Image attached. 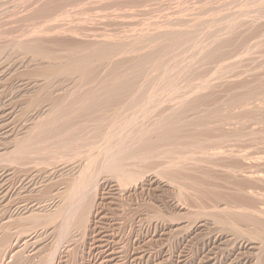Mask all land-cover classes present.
I'll return each mask as SVG.
<instances>
[{"label": "rangeland", "instance_id": "374dc122", "mask_svg": "<svg viewBox=\"0 0 264 264\" xmlns=\"http://www.w3.org/2000/svg\"><path fill=\"white\" fill-rule=\"evenodd\" d=\"M232 1L233 0H81L80 2L79 0H0V264H264V224H262L264 223V35L262 34L264 33V0H254L255 2L253 0H235V3ZM245 2L251 3H246V5ZM240 3L242 4L241 6ZM258 4L260 5L258 6ZM262 4L263 6H261ZM80 5H82V8H80ZM202 5H205L206 8ZM67 6L69 7L67 8ZM77 6L79 7L77 8ZM77 9L79 10L77 11ZM71 10H76L78 15L75 11L72 13ZM225 10H227V12ZM60 13L63 14L61 15ZM216 13L219 14V17ZM222 13L224 15H229H225V17ZM221 15L223 17H221ZM237 16L241 20L238 19V21L236 18ZM216 17L220 22L217 21L218 19ZM233 17L236 19L234 20ZM229 18L233 20L230 21ZM243 18L246 20H242ZM213 19L214 21H211ZM69 20L72 22L70 23ZM227 20H229L230 23ZM224 21L227 22L225 23ZM165 22L169 25L168 27ZM178 22L183 25L181 24L180 27ZM186 22L187 24L189 23V25H187ZM194 24L196 26H193ZM221 24H223L222 27L223 29L225 28L224 30L221 28ZM230 26L236 27L232 28ZM167 28L170 31L169 33ZM51 29H53V31ZM184 30L187 31L185 32L187 36H184ZM163 31H165V33ZM117 33L121 34L119 35L121 40ZM242 33L243 36L241 35ZM167 34L170 38L166 37ZM180 35L181 38L179 37ZM156 37L159 39L157 40ZM238 37H240V39ZM113 38L116 40L113 41ZM149 38L152 42H150ZM144 39L147 41H144ZM165 39L167 42L164 41ZM138 41H141L139 42L140 44ZM161 41H163L162 43L165 42V44L162 45ZM181 41L186 45L182 44ZM178 43L182 44L181 47H178L180 46ZM58 44L62 46L58 47ZM173 45L176 50L172 47ZM130 46H132V49L128 48ZM133 46L140 49L137 48L136 50ZM127 48L133 51H131L132 54L129 52L130 50L127 51ZM155 48L157 49L155 50ZM162 48L166 49V52ZM179 48L182 49V51ZM42 50L44 52L49 51L47 52L48 55L53 54L58 57V64L54 61L50 62L51 60L48 62V58L46 59L45 57L46 52L44 54ZM121 50L123 51L121 52ZM183 50L185 52L182 54L181 52H183ZM208 50L209 53H207ZM151 51L152 53L157 52L156 54L154 53L155 56L150 53ZM176 51L179 53H176ZM41 52L43 56H41ZM167 52L170 55L167 54ZM123 53L124 55H122ZM174 53L175 56L176 54H178V56L175 57ZM138 55L140 57H137ZM179 55L183 57L181 58ZM97 56L99 58L95 59ZM170 56H174V58L171 60ZM213 56L216 57L214 58ZM72 57L75 58L76 61L78 59V63H76V61L74 62L77 68L83 65L82 68L80 67L81 70L78 71H76L77 68L75 70V66H72L75 72H78L77 74L73 70H69L70 63L68 61H70L69 59ZM90 57L92 59H89ZM149 57L151 58L149 59ZM160 57L162 58L160 59ZM211 58L216 60V62L211 60ZM100 59H102V62H100ZM181 59H183L184 62L183 60L181 61ZM207 59L210 62H206ZM97 60L99 61L96 62ZM154 60H156V62ZM176 60L183 62L181 63L182 65ZM83 61H86V64ZM66 62L68 65H66ZM82 62L84 64L79 65ZM165 63L168 65L167 67H165ZM137 64L140 66L139 71L142 74L137 73L139 72L136 71V66L138 69ZM162 64L164 65L163 68ZM63 65L65 67L64 69ZM114 65L117 66L115 68L118 69H115ZM67 66L69 69H67ZM104 66L106 69H109L108 66H112L113 68L110 67L111 70L109 69V71L108 69L106 70ZM159 66H161L160 69ZM171 66H173V68ZM90 67H92V71ZM170 67L171 69H169ZM54 68L56 70H54ZM155 68L161 70L160 72L158 71L160 74L157 72L155 73ZM82 69H85L84 72L89 69L88 73L90 75L86 74L87 71L85 75ZM97 69H100L99 73ZM68 70L73 72L70 73ZM132 70L134 71L133 73ZM162 70L164 72H162ZM173 70L175 71L173 72ZM55 71H57L55 74L57 77L53 78V73H55ZM80 71H82L81 74L79 73ZM46 72L53 75L50 76L52 79L49 80L50 82H48L47 79L49 77L45 79L48 75L45 74ZM66 72L68 73L66 74ZM116 73H118L120 77V84L118 85L116 81H119V79H117L118 75ZM166 73L169 76H167ZM74 74H76V76H74ZM120 74L121 76L124 74L122 76L123 78L126 74H128L129 77L123 80ZM140 75H142V77ZM77 76H79V78ZM81 76L85 79L88 76H93L94 78L88 77L87 81V79L85 80ZM154 76H156L155 79ZM82 78L83 81L85 80L87 83L85 81L83 83ZM162 78L163 82L160 83ZM89 79L93 82L89 81ZM128 79L130 81L132 80L131 84H134V82L137 84L140 83L139 85H143L144 89L143 87L135 89L137 86L136 83L134 86H131ZM157 82L160 84H156ZM47 83L52 84L47 85ZM99 83L101 84L99 85ZM114 83L117 86H115ZM95 84L100 87L104 85L109 90L111 86V89H113L111 92L116 91L118 94V91H120L124 96L122 98L120 93L121 97L115 92L117 99L114 100L115 98L112 99L114 92L111 93L104 87H101L104 88V90L100 87L99 89ZM168 84L171 85L168 86ZM79 85L81 90L83 89L82 92L80 87H78ZM160 85V89H154L155 87H160ZM47 86L49 87L47 88ZM162 86H164V88ZM92 88L95 89V92ZM169 88L172 89L169 90ZM77 89L81 93L76 94V92H79ZM88 89L92 91L93 94L99 92V90H102L100 93H103V95L106 91L110 92L112 94H110L111 98L109 97V93H107L106 99L108 103L110 102L109 105H111V102L114 104L107 106L109 108L116 106L114 110L110 108V110L112 109L110 113L108 107L107 110H105L104 107L107 103L104 100L105 98H102L103 96L97 93V99H95V95V97H92L91 94L86 93L89 91ZM132 89L135 92L140 89L141 94L147 95H142L141 97L139 92H137L138 94L136 93L137 96L139 95L138 100L141 98V101L139 100L141 102L140 105H142L141 107L137 102V96L136 98L134 97L135 92L133 93ZM152 89L160 92L157 91L156 93L154 91L155 93H152ZM162 90L163 92H161ZM84 93L89 97L91 96V99L85 97L87 101L89 99L88 102L83 98L84 103L86 101L89 103L88 105H90L93 99H95L96 102L97 100L99 101V96H101L100 102H103L102 100L105 102L104 107H102L104 108L103 111L105 110V112L107 111L106 113L109 114L102 115L104 112L101 110L102 108L100 106L103 105H101L102 103L100 102L96 103L95 100L93 102L98 105L93 102L92 104L96 106H91V104L89 107L83 106L87 105L86 103L81 104L84 109L82 110L80 108L82 111L87 109L86 112L88 110L90 112V109H93V107L101 110L99 111L102 114L95 109L96 114L99 113L101 117H99V114L94 115L95 112L92 110L93 114L87 112L91 119H95L92 120L94 121L93 123L90 121L91 124H89V120L91 119L87 118V114L81 113L82 111L79 110L81 106L79 105L78 108L75 107V109L72 105V102L76 100L75 96L80 94L79 96L81 97ZM148 93L153 97H151L152 99L155 98L154 101L150 98ZM72 94H75V98L71 97ZM154 94H158L157 97L160 98L158 99ZM117 96H119V98ZM145 97H148L147 99L149 100L146 101ZM60 98L61 100H68L64 107L65 109L61 108L62 111L65 110L67 113L64 111L65 114L61 112L62 114L59 115V117L64 115L63 117L67 118L64 122L62 121L63 119H60L63 117H60L58 120V115L54 113L58 112L56 107L54 106L55 110L53 108L54 112L51 109L53 107L52 105H55ZM81 98L78 99L77 102L82 100ZM109 98L116 103L118 101L120 102L119 99L121 98L125 100L124 102L121 99V101L124 102H121L122 105L117 103V105L122 106L121 113L118 112L120 110L115 109L117 108L115 102L108 101ZM150 100L151 102H149ZM142 101H145L144 104ZM148 102L154 106L151 105L149 107L148 105L150 104ZM123 107L125 111H123ZM151 107H155L156 109L154 108V111L151 112ZM120 108L121 107H119V109ZM169 108L172 109L169 110ZM49 109H51L52 112ZM176 109L182 112L180 111V113ZM147 110L149 113L146 112ZM78 111H80L81 114H79L82 117L78 114ZM123 112L129 115L123 114ZM183 112L184 117L182 116ZM50 113H53L55 117L53 114L48 117ZM142 113H145V116L147 114V116L145 117ZM175 113L178 115L179 119L176 117L177 115ZM179 114H182V117ZM218 114L219 116L217 117ZM78 115L80 116L79 119ZM119 115L123 117L119 119ZM52 116L54 117L53 119H51ZM95 116H98L97 118L99 119H96ZM129 116L136 117L131 118L134 119L133 121L136 126H131L133 122H130L132 120ZM154 116L156 118H154ZM83 117L85 119H82ZM110 117H114V119H112L116 121H112ZM219 117L221 118L219 119ZM55 118L57 122L53 121ZM126 118L130 121L128 122ZM144 118H146V120H144ZM80 119H82V122L87 119L86 122H88L84 123V121L82 123L87 125L86 128L81 125V128H83V131L79 128L82 131L81 133L78 131L79 129L77 127L81 124H78V122L81 121ZM201 119H205V123L201 122ZM60 120L63 123L59 124L58 127L57 124L58 122L60 123ZM72 120L77 121V124L75 122L73 124ZM166 120L168 121V126H166ZM49 121H53V123ZM66 121L71 122L68 124ZM97 121H99V124L105 121V124L102 123V126H98ZM119 121L122 123L120 124ZM126 121L131 123V125L127 124L129 128L126 126L123 127V125H126ZM170 121H174V123ZM183 121H187V126ZM111 122L115 123L113 124ZM137 122L140 124L138 123V125ZM157 122L162 126H157ZM161 122H165V127ZM218 122L220 123L218 124ZM64 123L69 126V129H66L68 127L65 128ZM221 123H224L222 124L223 126L220 125ZM174 124L175 126L178 124L175 130L173 129L174 127H172ZM140 125L143 126V128L140 127ZM211 125H213L212 127L216 130L210 128ZM91 126L94 127L91 129ZM185 126L190 132L187 131ZM70 127L72 130H70ZM103 127H106L107 130ZM57 128H60L59 131H57L58 134L56 130H53ZM167 128L169 129L168 134L170 132L168 138L166 137L168 135ZM128 129H130V133ZM85 130L87 132H85ZM148 130L150 132L148 135L149 138H145V136H147L145 133L148 134V132H146ZM221 130L222 133L220 132ZM140 131L142 137L144 136L143 139H141ZM83 132L87 134L88 137ZM187 132L190 133V135H188ZM135 133L137 134L135 135ZM207 134L209 136H207ZM125 135L128 136L125 137ZM137 135H140V138ZM80 136L82 140L78 138ZM135 137L140 141L138 142ZM175 137L180 139V141H174L176 140ZM65 138H68L67 141H65ZM115 138L117 139L115 140ZM169 138L173 140L171 141ZM222 138L227 139L223 140ZM144 139H150V141H145ZM236 139H239V141ZM70 140L71 144L69 143ZM157 140L159 144H157L156 147V143L152 145L154 143L151 141L155 142ZM213 140L215 143H219L215 144ZM82 141L84 143H81ZM186 141L187 144L185 143ZM193 141L195 144H193ZM90 142L91 144H89ZM124 143L125 145H121ZM190 143L192 144L190 145ZM126 144H130L132 147H128L127 145V148H123ZM150 144L151 147L148 146ZM183 145L185 147H182ZM216 145L219 146V150ZM94 146L96 149L93 150V148H95ZM120 146H123V150L119 149ZM147 147H149L148 149L150 150H148ZM131 148H135L134 151ZM172 148L174 149L172 150ZM128 149L130 151L132 150L131 153H135L136 150H141L140 153L142 155L144 154V157L140 153L139 154L143 159L139 154L134 155L132 153L134 155H132L133 158ZM190 149L192 151H190ZM206 149L211 154L208 153ZM90 150H92V152ZM95 150L99 152L97 153ZM125 150L128 151L126 153L127 156L125 155ZM121 151H124V154H121ZM161 151L164 153H160ZM212 151L215 152L214 155L216 156L213 155ZM240 151L242 153H240ZM77 152H79V155ZM81 152L83 154H81ZM149 152L151 155L153 154V156H151ZM55 153H57V156ZM136 153L138 152L136 151ZM186 153L187 155H185ZM54 155L57 158H55ZM129 155L133 158V162ZM135 156L139 157L137 159L138 161L135 159L137 158ZM145 156L146 159L144 160ZM163 156L164 160L162 159ZM182 156H184V158ZM190 156H193L194 159H191ZM127 157L130 159L128 160ZM93 159L98 162H95ZM190 159L193 167L189 165L191 164ZM92 161L93 164H91ZM183 162L187 166H185ZM120 163L122 166H119ZM163 163L165 165L164 167ZM88 164L91 165L89 166ZM133 164L135 167L132 166ZM139 164H141V166ZM151 165V168H147ZM181 165L183 168L182 170ZM143 166L147 167L144 168ZM184 167L187 168L184 169ZM189 167L192 170H190ZM108 168L111 169L109 170ZM135 169L138 170L135 171ZM164 170L167 172H169V170H174L175 172L172 171L167 174ZM184 170H186V172ZM201 171L202 173H200ZM205 172L208 173L206 174ZM96 173L99 178L96 176ZM138 173H140L139 176ZM191 173L194 174L192 175ZM179 174L183 176L180 175V177L178 176ZM188 174L190 175L187 177ZM177 177L180 178L178 179ZM91 178L92 181L94 180L93 182H95V184L89 180ZM251 178L253 179L251 180ZM124 180L130 182H125ZM182 184L188 188L182 187ZM199 185H201V189H199ZM206 187H209V189ZM195 188L197 191H195ZM212 189L213 192L211 191ZM193 191L195 193H193ZM203 191H205V193H203ZM206 196H208V198H206ZM228 196L230 198L234 196L231 202ZM221 214L224 215L222 216ZM221 218H226V220H221Z\"/></svg>", "mask_w": 264, "mask_h": 264}, {"label": "bare ground", "instance_id": "6f19581e", "mask_svg": "<svg viewBox=\"0 0 264 264\" xmlns=\"http://www.w3.org/2000/svg\"><path fill=\"white\" fill-rule=\"evenodd\" d=\"M74 1H76V0H74ZM79 1L81 2V0H79ZM230 1H231V0H230ZM234 1H235V0H233L232 2H234ZM237 1H238V0H237ZM253 1H254V0H253ZM255 1H256V0H255ZM255 1H254V2H255ZM72 2H73V1H72ZM77 2H78V1H77ZM216 2H217V1H216ZM257 2H258V1H257ZM95 3H96V1H95ZM203 3H204V2H203ZM234 3H235V2H234ZM238 3H239V2H238ZM238 3H237V4H238ZM246 3H247V4H250L251 2H250V3L245 2V4H246ZM258 3H259V2H258ZM59 4H60V3H59ZM74 4H76V3H74ZM83 4H84V2H83ZM96 4H97V3H96ZM199 4H200V3H199ZM227 4H228V2H227ZM247 4H246V5H247ZM253 4H254V3H253ZM253 4H252V5H253ZM263 4H264V3H263ZM263 4H262L261 6H263ZM64 5H66V4H64ZM67 5H70V4H67ZM77 5H79V4H77ZM205 5H206V4H205ZM205 5H202V6L205 7ZM218 5H219V4H218ZM241 5H242V4L240 3V6H241ZM243 5H244V4H243ZM246 5H245V6H246ZM259 5H260V4H258V6H259ZM83 6H84V5H83ZM224 6H225V5H224ZM224 6H223V7H224ZM231 6H232V3H231ZM240 6H239V7H240ZM245 6H244V8H245ZM68 7H69V6H67V8H68ZM78 7H79V6H77V8H78ZM84 7H86V6H84ZM223 7H222V8H223ZM263 7H264V6H263ZM71 8H72V7H71ZM80 8H82V5H80ZM201 8H202V7H201ZM205 8H206V7H205ZM207 8H208V7H207ZM240 8H241V7H240ZM256 8H257V6H256ZM59 9H60V8H59ZM73 9H75V8H73ZM210 9H211V8H210ZM225 9H226V8H225ZM228 9H229V8H228ZM260 9H261V8H260ZM63 10H64V9H63ZM78 10H79V9H77V11H78ZM184 10H185V9H184ZM202 10H205V9H202ZM206 10H207V9H206ZM216 10H217V8H216ZM220 10H221V9H220ZM230 10H231V9H230ZM238 10H239V9H238ZM243 10H245V9H243ZM261 10H262V9H261ZM57 11H58V10H57ZM59 11H60V10H59ZM61 11H62V10H61ZM71 11H72V10H71ZM71 11H70V12H71ZM73 11H75V13L77 12L76 10H73ZM73 11H72V13H73ZM83 11H84V10H83ZM199 11H200V10H199ZM221 11L224 12L223 10H221ZM225 11L227 12V10H225ZM245 11H246V10H245ZM245 11H244V12H245ZM262 11H263V10H262ZM52 12H53V11H52ZM65 12H67V11H65ZM81 12H82V11H81ZM81 12H80V14H81ZM201 12H202V11H201ZM201 12H200V13H201ZM210 12H211V11H210ZM237 12H238V11H237ZM237 12H236V13H237ZM241 12H242V11H241ZM241 12H239V13H241ZM246 12H247V11H246ZM246 12H245V13H246ZM259 12H260V11H259ZM77 13H78V12H77ZM77 13H76V14H77ZM178 13H179V12H178ZM183 13H184V12H183ZM198 13H199V12H198ZM208 13H209V12H208ZM211 13H212V12H211ZM219 13H220V12H219ZM231 13H232V11H231ZM231 13H230V14H231ZM236 13H235V15H236ZM242 13H243V12H242ZM54 14H55V13H54ZM54 14H53V15H54ZM60 14H61V13H60ZM62 14H63V13H62ZM62 14H61V15H62ZM116 14H117V13H116ZM192 14H193V13H192ZM196 14H197V13H196ZM203 14H204V13H203ZM222 14H223V13H222ZM232 14H233V13H232ZM77 15H78V14H77ZM110 15H111V14H110ZM199 15H200V14H199ZM210 15H211V14H210ZM216 15H218V17H219V14L216 13ZM223 15H224V14H223ZM225 15H226V14H225ZM225 15H224V16H225ZM228 15H229V14H227L226 16H228ZM238 15H240V14H238ZM243 15H245V14H243ZM68 16H69V15H68ZM82 16H83V15H82ZM115 16H116V15H115ZM196 16H197V15H196ZM200 16H201V15H200ZM226 16H225V17H226ZM245 16H246V15H245ZM245 16H244V18H245ZM69 17H70V16H69ZM69 17H65V18H69ZM80 17H81V16H80ZM183 17H184V16H183ZM212 17H214V16H212ZM221 17H223V16L221 15ZM231 17H232V16H231ZM239 17H240V16H239ZM57 18H58V17H57ZM61 18H62V16H61ZM209 18H210V17H209ZM214 18H215V17H214ZM216 18H217V17H216ZM227 18H228V17H227ZM236 18H237V20L240 19V18H238V16H237ZM236 18H235V19H236ZM241 18H242V17H241ZM244 18H243L242 20H244ZM246 18H247V17H246ZM58 19H59V18H58ZM71 19H72V18H71ZM99 19H100V18H99ZM196 19H197V18H196ZM196 19H195V20H196ZM210 19H211V18H210ZM210 19H209V20H210ZM217 19H218V18H217ZM229 19H230V21H231V20L234 19V17H233V19H231V18H229ZM235 19H234V20H235ZM62 20H63V19H62ZM62 20H61V21H62ZM87 20H88V19H87ZM158 20H159V19H158ZM162 20H163V19H162ZM172 20H174V19H172ZM172 20H171V21H172ZM176 20H177V19H176ZM179 20H180V19H179ZM179 20H178V21H179ZM183 20H185V19H183ZM192 20H193V18H192ZM200 20H201V19H200ZM220 20H221V19H220ZM237 20H236V21H237ZM240 20H241V19H240ZM245 20H246V19H245ZM245 20H244V21H245ZM100 21H101V20H100ZM166 21H167V20H166ZM169 21H170V20H169ZM180 21H181V20H180ZM180 21H179V22H180ZM189 21H190V20H189ZM211 21H214V19L211 20ZM217 21H219V19H218ZM227 21H229V20H227ZM227 21H224V22L226 23ZM230 21H229V23H230ZM238 21H239V20H238ZM63 22H64V20H63ZM67 22H68V21H67ZM69 22H70V20H69ZM71 22H72V21H71ZM71 22H70V23H71ZM89 22H90V21H89ZM173 22H174V21H173ZM179 22H178V24H179ZM182 22H184V21H182ZM195 22H196V21H195ZM215 22H216V21H215ZM219 22H220V21H219ZM233 22H235V21H233ZM64 23H65V22H64ZM95 23H96V22H95ZM165 23H166V22H165ZM175 23H177V22H175ZM221 23H222V22H221ZM58 24H59V23H58ZM62 24H63V23H62ZM172 24H173V23H172ZM181 24H182V23H181ZM181 24H179L180 27H181ZM186 24H187V22H186ZM186 24H185V25H186ZM192 24H193V23H192ZM192 24H191V25H192ZM227 24H228V23H227ZM231 24H232V23H231ZM70 25H71V24H70ZM92 25H93V24H92ZM156 25H157V24H156ZM166 25H167V27L169 26L167 23H166ZM166 25H165V26H166ZM175 25H176V24H175ZM182 25H183V24H182ZM187 25H189V23H188ZM222 25H223V24H221L220 26H221V28L223 29ZM229 25H230V24H229ZM233 25H234V24H233ZM233 25H232V26H233ZM235 25H236V23H235ZM145 26H146V25H145ZM193 26H196V25L194 24ZM218 26H219V25H218ZM220 26H219V27H220ZM227 26H228V25H227ZM232 26H230V27H232ZM263 26H264V25H263ZM141 27H142V26H141ZM180 27H179V28H180ZM185 27H186V26H185ZM187 27H188V26H187ZM234 27H236V26H234ZM234 27H232V28H234ZM69 28H70V26H69ZM139 28H140V27H139ZM152 28H153V27H152ZM190 28H191V27H190ZM216 28H217V27H216ZM227 28H228V27H227ZM227 28H226V29H227ZM100 29H101V28H100ZM143 29H144V28H143ZM162 29H163V28H162ZM180 29H181V28H180ZM224 29H225V28H224ZM224 29H223V30H224ZM235 29H236V28H235ZM241 29H242V28H241ZM51 30L53 31V29H51ZM153 30H154V29H153ZM167 30H168V28H167ZM231 30H232V29H231ZM231 30H230V31H231ZM233 30H234V29H233ZM239 30H240V29H239ZM49 31H50V29H49ZM52 31H51V32H52ZM102 31H103V30H102ZM182 31H183V30H182ZM182 31H181V32H182ZM226 31H229V30H226ZM226 31H225V32H226ZM55 32H56V31H55ZM139 32H140V31H139ZM163 32L165 33V31H163ZM169 32H170V31L168 30V33H169ZM185 32H187V31L184 30V33H183L184 36L186 35ZM210 32H211V31H210ZM216 32H217V30H216ZM249 32H250V31H249ZM261 32H262V31H261ZM263 32H264V31H263ZM113 33H114V32H113ZM113 33H112V34H113ZM120 33H121V32H120ZM154 33H155V32H154ZM158 33H159V32H158ZM161 33H162V32H161ZM254 33H255V32H254ZM51 34H52V33H51ZM63 34H64V33H63ZM117 34H118V36L121 35V34H119V33H117ZM143 34H144V33H143ZM179 34H180V32H179ZM179 34H177V35H179ZM187 34H188V33H187ZM227 34H228V33H227ZM245 34H246V33H245ZM247 34H248V33H247ZM252 34H253V33H252ZM255 34H256V33H255ZM255 34H254V35H255ZM258 34H259V33H258ZM262 34L264 35V33H262ZM262 34H261V36H262ZM109 35H110V34H109ZM115 35H116V34H115ZM170 35H171V34H170ZM241 35L243 36V33H242ZM250 35H251V34H250ZM111 36H112V35H111ZM116 36H117V35H116ZM123 36H124V35H123ZM148 36H149V33H148ZM154 36H155V35H154ZM186 36H187V35H186ZM188 36H189V35H188ZM248 36H249V35H248ZM255 36H256V35H255ZM74 37H75V36H74ZM107 37H108V35H107ZM112 37H113V36H112ZM119 37H120V36H119ZM124 37H125V36H124ZM157 37H158V36H157ZM157 37H156V39H157ZM164 37H165V36H164ZM166 37H169V38H170V36H168V34L166 35ZM179 37L181 38V35H180ZM249 37H250V36H249ZM249 37H248V38H249ZM257 37H258V36H257ZM50 38H51V37H50ZM104 38H105V36H104ZM110 38H111V37H110ZM114 38H115V37H114ZM114 38H113V39H114ZM117 38H118V37H117ZM151 38H152V36H151ZM177 38H178V36H177ZM183 38H184V37H183ZM238 38L240 39V37H238ZM241 38H242V37H241ZM245 38H246V37H245ZM253 38H254V37H253ZM52 39H53V38H52ZM55 39H56V38H55ZM102 39H103V38H102ZM123 39H124V38H123ZM126 39H127V38H126ZM134 39H135V38H134ZM141 39H142V38H141ZM149 39H150V38H149ZM156 39H155V40H156ZM158 39H159V38H158ZM158 39H157V40H158ZM161 39H162V38H161ZM161 39H160V40H161ZM166 39H167V38H166ZM166 39H165L164 41L167 42ZM185 39H186V38H185ZM187 39H188V38H187ZM250 39H251V37H250ZM250 39H249V40H250ZM104 40H106V39H104ZM111 40H112V39H111ZM115 40H116V39H114L113 41H115ZM117 40H119V39H117ZM120 40H121V37H120ZM124 40H125V39H124ZM128 40H129V39H128ZM142 40H143V39H142ZM169 40H171V39H169ZM178 40H180V39H178ZM58 41H59V40H58ZM60 41H61V40H60ZM113 41H112V42H113ZM132 41L134 42L133 39H132ZM144 41H147V40L144 39ZM148 41H149V40H148ZM171 41L174 42L173 40H171ZM176 41H177V39H176ZM182 41H183V40H182ZM182 41H181V42H182ZM186 41H187V40H186ZM241 41H242V40H241ZM247 41H248V40H247ZM247 41H246V42H247ZM64 42H65V41H64ZM66 42H67V41H66ZM120 42H121V41H120ZM139 42H141V41H138V43H139ZM150 42H152L151 39H150ZM162 42H163V41H161V43H162ZM168 42H169V41H168ZM231 42H232V40H231ZM60 43L63 44L62 42H60ZM124 43H125V42H124ZM131 43H132V42H131ZM158 43H159V42H158ZM187 43H188V42H187ZM244 43H245V42H244ZM115 44H116V43H115ZM134 44H135V43H134ZM136 44H137V43H136ZM139 44H140V43H139ZM152 44H153V43H152ZM154 44H155V45H158V44H156V43H154ZM164 44H165V42L162 43V45H164ZM169 44H170V43H169ZM175 44H176V43H175ZM178 44H180V43H178ZM182 44H185V43L182 42ZM182 44H180V46H178V45H177V46H178V47H181ZM245 44H246V43H245ZM247 44H248V43H247ZM17 45H18V44H17ZM121 45H122V44H121ZM123 45H125V44H123ZM149 45H150V44H149ZM185 45H186V44H185ZM261 45H262V44H261ZM59 46H62V45H59V44H58V47H59ZM66 46H67V45H66ZM136 46H138V45H136ZM140 46H141V45H140ZM142 46H143V44H142ZM160 46H161V44H160ZM170 46H171V45H170ZM239 46H240V45H239ZM243 46H244V44H243ZM0 47H1V46H0ZM53 47H55V46H53ZM63 47H64V46H63ZM95 47H96V46H95ZM107 47H108V46H107ZM122 47H123V46H122ZM125 47H126V46H125ZM133 47H134V46H133ZM138 47H139V46H138ZM138 47H134V48H136V50H137ZM144 47H145V46H144ZM146 47H147V46H146ZM149 47H150V46H149ZM168 47H169V45H168ZM172 47L175 48L174 45H173ZM259 47H260V46H259ZM61 48H62V47H61ZM68 48H69V47H68ZM70 48H71V47H70ZM128 48H131V49H132V46H130V47H128ZM128 48H127V51L130 50V49L128 50ZM153 48H154V47H153ZM153 48H151V49H153ZM166 48H167V47H166ZM170 48H171V47H170ZM239 48H240V47H239ZM244 48H245V47H244ZM262 48H263V47H262ZM55 49H56V48H55ZM119 49H120V47H119ZM138 49H140V48H138ZM156 49H157V48H155V50H156ZM160 49H161V47H160ZM162 49H163V48H162ZM168 49H169V48H168ZM179 49H180V48H179ZM182 49H183V47H182ZM182 49H180V50L182 51ZM240 49H241V48H240ZM256 49H257V48H256ZM27 50H28V49H27ZM61 50H62V49H61ZM64 50H65V49H64ZM74 50H75V49H74ZM107 50H108V49H107ZM134 50H135V49H134ZM144 50H147V49H144ZM148 50H149V49H148ZM163 50H165V52H166V49H163ZM175 50H176V48H175ZM175 50H174V51H175ZM177 50H178V49H177ZM185 50H186V48H185ZM206 50H207V49H206ZM214 50H215V49H214ZM122 51H123V50H121V52H122ZM131 51H132V50H130L129 52H131ZM138 51H139V50H138ZM138 51H137V52H138ZM158 51H160V50H158ZM171 51H172V48H171ZM210 51H211V50H210ZM23 52H24V51H23ZM42 52H44V51L42 50ZM42 52H41V56H43ZM45 52H46L45 57H46V59L48 58V59H47L48 62H49V60H51L50 62H53V61H54V62L57 63V59H58V57L54 56L53 54H52V55H48L47 52H49V51H45ZM45 52H44V54H45ZM62 52H63V51H62ZM68 52H69V51H68ZM132 52H133V51H132ZM132 52H131V54H132ZM141 52H142V51H141ZM153 52H154V51H153ZM161 52H162V51H161ZM165 52H164V53H165ZM169 52H170V51H169ZM184 52H185V51L183 50V52H181V53L183 54ZM212 52H213V51H212ZM212 52H211V54H212ZM3 53H4V52H3ZM27 53H28V52H27ZM50 53H51V52H50ZM52 53H53V52H52ZM139 53H140V52H139ZM150 53H152V51H151ZM154 53H155V52H154ZM154 53H152V55H153ZM156 53H157V52H156ZM156 53H155V54H156ZM159 53H160V52H159ZM172 53H173V51H172ZM172 53H171V54H172ZM176 53H179V52L176 51ZM181 53H180V54H181ZM207 53H209V50H208ZM254 53H255V52H254ZM263 53H264V52H263ZM126 54H127V53H126ZM140 54H141V53H140ZM155 54H154L153 56H155ZM167 54H169V53L167 52ZM182 54H181V55H182ZM205 54H206V53H205ZM122 55H124V53H123ZM161 55H162V54H161ZM163 55H164V54H163ZM169 55H170V54H169ZM214 55H215V54H214ZM216 55H217V54H216ZM141 56H142V55H141ZM148 56H149V55H148ZM167 56H168V55H167ZM174 56H175V53H174ZM174 56H170V57H171V60H172V58H174ZM176 56H178V54H176ZM176 56H175V57H176ZM208 56H209V55H208ZM244 56H245V55H244ZM123 57H124V56H123ZM125 57H127V56H125ZM133 57H134V56H133ZM137 57H140V56L138 55ZM151 57H152V56H151ZM151 57H149V59H150ZM168 57H169V56H168ZM179 57H181V56L179 55ZM182 57H183V56H182ZM182 57H181V58H182ZM186 57H187V56H186ZM204 57H205V55H204ZM213 57L215 58L216 56H213ZM219 57H220V56H219ZM219 57H218V58H219ZM242 57H243V56H242ZM93 58H94V57H93ZM96 58H99V57L97 56V57H95V59H96ZM141 58H142V57H141ZM141 58H140V59H141ZM154 58H155V57H154ZM158 58H159V57H158ZM158 58H157V59H158ZM161 58H162V57H160V59H161ZM166 58H167V57H166ZM220 58H221V57H220ZM41 59H42V58H41ZM43 59H44V57H43ZM79 59H80V58H79ZM82 59H84V58H82ZM82 59H81V60H82ZM85 59H86V58H85ZM87 59H88V58H87ZM89 59H92V58L90 57ZM89 59H88V60H89ZM103 59H104V56H103ZM105 59H106V58H105ZM108 59H109V58H108ZM134 59H135V57H134ZM137 59H138V58H137ZM157 59H156V60H157ZM177 59L179 60L178 57H177ZM208 59H209V58H208ZM208 59L206 60V62L209 61ZM216 59H217V58H216ZM253 59H254V58H253ZM263 59H264V58H263ZM69 60H70V61H68V62L70 63V64H69V65H70V69L68 68V66H67V69H69V70H73V71L75 72V70H76V68H77V66H75V65H76V63H78V59H77V61H76L75 58L72 57V58H70ZM100 60H101L100 62H102V59H100ZM156 60H154V61L156 62ZM178 60H176V61H177V62H180V61H178ZM182 60H183V59H181V61H182ZM211 60H213V59L211 58ZM261 60H262V59H261ZM45 61H46V60H45ZM75 61H76V63H74ZM98 61H99V60H97L96 62H98ZM139 61H140V60H139ZM152 61H153V60H152ZM168 61H169V59H168ZM173 61H175V60H173ZM173 61H172V62H173ZM213 61L216 62V60H213ZM217 61H218V60H217ZM219 61H220V60H219ZM71 62H72V63H71ZM80 62H81V61H80ZM83 62H84V61H83ZM83 62H82L81 64H79V65H82V64H84V63L86 64V61H85L84 63H83ZM87 62H88V61H87ZM92 62H93V61H92ZM103 62H104V61H103ZM112 62H113V61H112ZM134 62H135V61H134ZM134 62H132V63H134ZM157 62H158V61H157ZM159 62H160V61H159ZM169 62H170V61H169ZM183 62H184V60H183ZM183 62H180L179 64L182 65L181 63H183ZM209 62H210V61H209ZM56 63H55V64H56ZM121 63H122V62H121ZM123 63H124V62H123ZM150 63H151V62H150ZM174 63H175V62H174ZM57 64H58V63H57ZM71 64H72V65H71ZM92 64H93V63H92ZM110 64H111V60H110ZM110 64H109V65H110ZM134 64H135V63H134ZM167 64H168V63H167ZM169 64H170V63H169ZM171 64H172V63H171ZM177 64H178V63H177ZM224 64H225V62H224ZM224 64H223V65H224ZM66 65H68L67 62H66ZM77 65H78V64H77ZM115 65H116V64H115ZM115 65H114V68L117 67V66H115ZM137 65H138V64H137ZM153 65H154V64H153ZM155 65H156V64H155ZM160 65H161V62H160ZM164 65H166V63H165ZM164 65L162 64V68H163ZM173 65H176V64H173ZM207 65H208V64H207ZM72 66H75V67H74L75 70H74V68H73ZM82 66H83V65H82ZM82 66H79V68H80V67L82 68ZM88 66H90V65H88ZM93 66H95V65H93ZM93 66H92V67H93ZM105 66H106V65H105ZM105 66H104V67H105ZM124 66H125V65H124ZM124 66H123V67H124ZM134 66H136V65H134ZM151 66H152V65H151ZM151 66H150V67H151ZM157 66H158V65H157ZM167 66H168V65H166L165 67H167ZM169 66H170V65H169ZM176 66H177V65H176ZM184 66H185V65H184ZM224 66H225V65H224ZM92 67H90V70H91V71H92V69H91ZM108 67H109V69H110V67H112V66H108ZM121 67H122V66H121ZM126 67H127V66H126ZM139 67H140V66L138 65V69H137V66H136V71H139ZM153 67H154V66H153ZM160 67H161V66H159V69H160ZM171 67L173 68V66H171ZM171 67H170L169 69H171ZM179 67H180V66H179ZM209 67H210V65H209ZM220 67H221V66H220ZM55 68H56V66H55ZM55 68H54V70H56ZM64 68H65V67H64V65H63V69H64ZM79 68H77L76 71L81 70V68H80V69H79ZM87 68H89V67H87ZM87 68H86V69H87ZM94 68H95V67H94ZM96 68H97V67H96ZM98 68H99V67H98ZM112 68H113V67H112ZM258 68H259V67H258ZM67 69H66V71H67ZM102 69H103V68H102ZM105 69H106V67H105ZM107 69H108V68H107ZM107 69H106V70H107ZM109 69H108V70H109ZM115 69H118V68H115ZM123 69H124V68H123ZM134 69H135V67H134ZM151 69H152V67H151ZM155 69H156V68H155ZM157 69H158V67H157ZM157 69H156V70H157ZM164 69H165V68H164ZM178 69H179V68H178ZM178 69H176V70H178ZM236 69H237V68H236ZM244 69H245V68H244ZM57 70H58V69H57ZM69 70H68V72H70ZM84 70H85V69H84ZM84 70L82 69L83 72H84ZM97 70H98V69H97ZM99 70H100V69H99ZM99 70L97 71L98 73H99ZM110 70H111V69H110ZM110 70H109V71H110ZM119 70H120V69H119ZM153 70H154V69H153ZM153 70H152V71H153ZM156 70H155V73H156V72L158 73V71H159V72L161 71V70H157V71H156ZM224 70H226V69H224ZM73 71H71L70 73H72ZM82 71H80L79 73L81 74ZM86 71H87V70H86ZM86 71H85V72H86ZM88 71H89V69H88ZM88 71H87L86 74H87V75H90V74L88 73ZM103 71H104V70H103ZM109 71H108V72H109ZM115 71H116V70H115ZM123 71H125V70H123ZM127 71H128V70H127ZM127 71H126V72H127ZM165 71H166V70H165ZM174 71H175V70H173V72H174ZM180 71H181V70H180ZM245 71H246V70H245ZM262 71H263V70H262ZM47 72H49V71H47ZM47 72H46L45 74H48ZM52 72H53V71H52ZM56 72H57V71H55V73H53L54 76L51 75V74H48V75L45 77V79H46L47 77H49V78H47V79H48V82H50V81H49V80L51 79L50 76H53V78H54V77H57V75L55 76ZM68 72H66V74H67ZM85 72H84V74H85ZM95 72H96V71H95ZM113 72H114V69H113ZM113 72H112V73H113ZM116 72H117V71H116ZM118 72H119V71H118ZM129 72H131V71H129ZM133 72H134V71L132 70V73H133ZM162 72H164V71L162 70ZM162 72H161V73H162ZM166 72H167V71H166ZM169 72H171V71H169ZM185 72H186V71H185ZM219 72H220V71H219ZM258 72H259V71H258ZM49 73H50V72H49ZM75 73H76V72H75ZM77 73H78V72H77ZM77 73H76V74H77ZM103 73H105V72H103ZM106 73H107V72H106ZM119 73H121V72H119ZM127 73H128V72H127ZM137 73L142 74V73H140V71L137 72ZM183 73H184V72H183ZM76 74H74V76H76ZM86 74H85V75H86ZM91 74H92V73H91ZM116 74L118 75V73H116ZM135 74H136V73H135ZM158 74H160V73H158ZM166 74H167V73H166ZM169 74H170V73H169ZM171 74H173V73H171ZM216 74H217V71H216ZM225 74H226V73H225ZM250 74H251V73H250ZM72 75H73V74H72ZM82 75H83V74H82ZM102 75H103V74H102ZM117 75H116V76H117ZM123 75H124V74H122V76H123ZM127 75H128V74H126V76L123 78V77L121 76V74H120L121 79L123 78V80H124L126 77L128 78L129 75H128V76H127ZM136 75H137V74H136ZM70 76H71V75H70ZM112 76H113V75H112ZM133 76H134V75H133ZM140 76L142 77V75H140ZM156 76H157V75H156ZM156 76H154V79H155ZM163 76H164V75H163ZM163 76H162V77H163ZM167 76H169V75L167 74ZM216 76H217V75H216ZM28 77H29V76H28ZM30 77H31V76H30ZM41 77H42V76H41ZM77 77L79 78V76H77ZM81 77H83V76H81ZM88 77H89V76H88ZM88 77L86 78L87 81H88ZM91 77H93V76H91ZM91 77H89V78H91ZM110 77H111V76H110ZM157 77H158V76H157ZM160 77H161V76H160ZM186 77H187V76H186ZM238 77H239V76H238ZM42 78H43V77H42ZM73 78H74V77H73ZM83 78H84V77H83ZM83 78H82V81H83ZM93 78H94V77H93ZM115 78H117V77H115ZM127 78H126V79H127ZM130 78H131V77H130ZM130 78H129V79H130ZM135 78H136V77H135ZM137 78H138V76H137ZM137 78H136V79H137ZM166 78H167V77H166ZM168 78H169V77H168ZM213 78H214V77H213ZM36 79H37V78H36ZM57 79H59V78H57ZM84 79H85V78H84ZM86 79H85V80H86ZM106 79H108V78H106ZM117 79H119V81L117 80V81H116L117 83H116V82H115V83L118 85V84H120V77H119V75H118V78H117ZM126 79H125V80H126ZM129 79H128V80H129ZM132 79H133V78H132ZM139 79H141V78H139ZM139 79H138V80H139ZM154 79H153V80H154ZM156 79H157V78H156ZM171 79H172V78H171ZM178 79H179V78H178ZM30 80H32V79H30ZM37 80H38V79H37ZM51 80H52V79H51ZM53 80H54V79H53ZM77 80H78V79H77ZM85 80H84V81H85ZM95 80H96V79H95ZM95 80H94V81H95ZM115 80H116V79H115ZM158 80H159V79H158ZM162 80H163V78L161 79V81L159 80L160 83L163 82ZM166 80H167V79H166ZM179 80H180V79H179ZM46 81H47V80H46ZM75 81H76V80H75ZM75 81H74V82H75ZM84 81H83V83H84ZM89 81H92V80L89 79ZM113 81H114V80H113ZM131 81H132V80H131ZM131 81L129 80L128 82L130 83L131 86H132V85L134 86V84H135L136 82H134V84H131ZM134 81H135V80H134ZM154 81H155V80H154ZM154 81H153V82H154ZM167 81H168V80H167ZM51 82H52V81H51ZM85 82H86V81H85ZM92 82H93V81H92ZM98 82H99V81H98ZM111 82H112V81H111ZM118 82H119V83H118ZM125 82H126V81H125ZM139 82H140V81H139ZM141 82H142V81H141ZM155 82H156V81H155ZM168 82H169V81H168ZM172 82H173V81H172ZM78 83H80V82H78ZM86 83H87V82H86ZM90 83H91V82H90ZM115 83H114V85L117 86ZM132 83H133V82H132ZM160 83H159V84H160ZM164 83H165V82H164ZM30 84H31V83H30ZM49 84H50V83H47V85H49ZM51 84H52V83H51ZM51 84H50V85H51ZM57 84H58V83H57ZM72 84H73V83H72ZM97 84H98V83H97ZM97 84H95V85H97ZM100 84H101V83H99V85H100ZM104 84H106V83H104ZM112 84H113V83H112ZM139 84H140V83H139ZM139 84L136 83V85H137L136 88H135V87H131V88H135V89H137V88L143 87V85L140 86ZM153 84H154V83H153ZM156 84H158V82H157ZM159 84H158V85H159ZM172 84H173V83H172ZM175 84H178V83H175ZM185 84H186V83H185ZM210 84H211V83H210ZM80 85H81V84H80ZM80 85H79L78 87H80ZM83 85H85V84H83ZM88 85H89V84H88ZM91 85H92V84H91ZM91 85H90V86H91ZM99 85H97L98 88L100 87ZM138 85H139V87H138ZM154 85H155V84H154ZM162 85H163V84H162ZM170 85H171V84H170ZM170 85L168 84V86H170ZM173 85H174V84H173ZM20 86H21V85H20ZM37 86H38V85H37ZM53 86H54V85H53ZM58 86H59V85H58ZM58 86H57V87H58ZM85 86H87V85H85ZM92 86H93V85H92ZM92 86H91V87H92ZM97 86H94V87H97ZM155 86H156V85H155ZM155 86H154V87H155ZM35 87H36V86H35ZM35 87H34V88H35ZM48 87H49V86H47V88H48ZM55 87H56V86H55ZM78 87H77V88H78ZM81 87H82V85H81ZM81 87H80V90H81ZM101 87H104L105 89H108V88H106L104 85H101ZM101 87H100V88H101ZM154 87H153V88H154ZM158 87H159V86H158ZM158 87H157V88L155 87L154 89H160V88H161V85H160L159 88H158ZM162 87L164 88V86H162ZM172 87H175V86H172ZM40 88H41V87H40ZM84 88H85V87H84ZM100 88H99V89H100ZM104 88H101V89L104 90ZM177 88H178V87H177ZM181 88H182V87H181ZM246 88H247V87H246ZM44 89H45V88H44ZM78 89H79V88H78ZM78 89H77V90H78ZM99 89H98V90H99ZM143 89H144V87H143ZM167 89H168V88H167ZM170 89H172V88H169V90H170ZM50 90H51V89H50ZM58 90H59V89H58ZM88 90H89V89H88ZM92 90L95 92V89L92 88ZM108 90H109V89H108ZM112 90H113V89H111V86H110V90H109V91L111 92ZM132 90H133V89H132ZM141 90H142V88H141ZM141 90L139 89V91L137 90V92H139L140 95H141V97H142L143 94H141V92H140ZM152 90H153V89H152ZM34 91H35V90H34ZM41 91H42V90H41ZM45 91H46V90H45ZM78 91H79V90H78ZM82 91H83V89L81 90V92H82ZM84 91H85V90H84ZM100 91H102V90H99V92H97V90H96L97 93H100ZM145 91H146V90H145ZM154 91L157 93L158 90H157V91H156V90H153L152 93H153ZM81 92H80V91H79V92H76V94H77V93H81ZM85 92H86V91H85ZM90 92H92V91L89 90V91H87L86 93H87V94H91L92 97H93L94 95L96 96V94H97V93L93 94V92H92V93H90ZM110 92H107V91H106V93L104 94L105 96L103 95V93H102V94L100 93L101 96H103L102 98H105L104 100H105L106 102H107V99H106V98H107V95H108L107 93H109V97H110V94L114 92V93H113V97H112V99H114V98H115L114 100L117 99L116 96H115V95L117 94V92H116V91H113V92H111V93H110ZM115 92H116V94H115ZM118 92L120 93V91H118ZM134 92H135V91L133 90V93H134ZM137 92H135V96L133 95L135 98H136V96H137V95H136ZM142 92H143V91H142ZM155 92H154V93H155ZM158 92H160V91H158ZM161 92H163V90H162ZM165 92H166V91H165ZM50 93H51V92H50ZM53 93H54V92H53ZM86 93H84V95H86ZM119 93H118L117 95L120 96V94H121V95H122V98H123L124 95L122 94V92H121L120 94H119ZM144 93H145V92H144ZM2 94H3V93H2ZM17 94H18V93H17ZM60 94H61V93H60ZM92 94H93V95H92ZM106 94H107V95H106ZM137 94H138V93H137ZM150 94H151V93H150ZM158 94H159V93H158ZM158 94H157V95H158ZM253 94L256 95L255 93H253ZM4 95H5V94H4ZM12 95H13V94H12ZM51 95H52V94H51ZM56 95H57V94H56ZM56 95H55V96H56ZM61 95H62V94H61ZM74 95H75V94H74ZM74 95L72 94V96H71V95H70V96L73 98ZM79 95H80V94H79ZM79 95H78V96L76 95V96H75L76 98L74 97L76 100L74 99L75 101L72 102V105L74 106V108H75V107L78 108L79 105L81 106V104H85V103H86L87 105H83V106H89V107H90V105L92 104V102H93L95 99H97V96H96V98L93 99V101L91 100L90 105H88L89 103H87V102L89 101V99H88V101H87L86 98L89 97V96H88V95L84 96V95L81 94V95H82V96H81L82 98H81ZM111 95H112V94H111ZM144 95H146V94H144ZM144 95H143V96H144ZM148 95H149V93H148ZM152 95H153V94H152ZM154 95L157 97L156 94H154ZM178 95H179V94H178ZM180 95H181V94H180ZM182 95H183V94H182ZM248 95H249V94H248ZM42 96H43V95H42ZM57 96H58V95H57ZM83 96H84V97H83ZM91 96L89 97L90 99H91ZM95 96H94V97H95ZM98 96H99V95H98ZM101 96H99V101L97 100V102H96V100H95L96 103H98V102L101 101ZM114 96H115V97H114ZM119 96H117V97L119 98ZM146 96H147V95H146ZM149 96H150V95H149ZM160 96H161V95H160ZM50 97H51V96H50ZM50 97H49V98H50ZM58 97H59V96H58ZM77 97H80L82 100H80V101L77 102V100L80 99V98H77ZM85 97H86V98H85ZM120 97H121V96H120ZM138 97H139V95L137 96L136 99H137V102H138L139 105H140V104H141V102H140V101H141V100H140L141 98L139 99V100H140V101H139V100H138ZM151 97H152V96H150V98H151ZM248 97H249V96H248ZM248 97H247V99H248ZM251 97H252V95H251ZM28 98H29V97H28ZM83 98H85V100H86L87 102L85 101V103H84ZM110 98H111V97H110ZM110 98L108 99V101L110 100ZM122 98H121V99H122ZM147 98H148V97H145L146 101L149 100V99H147ZM152 98H153V97H152ZM152 98H151V99H152ZM157 98H158V97H157ZM159 98H160V97H159ZM159 98H158V99H159ZM38 99H39V98H38ZM52 99H53V97H52ZM55 99H56V98H55ZM121 99H119L120 102H119V101L117 102V103H120L119 105H122L121 102H122V103L125 102L124 99H122L124 102L121 101ZM174 99H175V98H174ZM185 99H186V97H185ZM30 100H31V99H30ZM50 100H51V99H50ZM57 100H58V99H57ZM72 100H73V99H72ZM104 100H102V101L104 102ZM143 100H144V97H143ZM152 100L154 101L155 98L152 99ZM176 100H177V99H176ZM187 100H189V99H187ZM208 100H209V99H208ZM33 101H34V100H33ZM37 101H38V100H37ZM39 101H40V100H39ZM42 101H43V100H42ZM54 101H55V100H54ZM67 101H68L67 99L61 100V98H60V100L57 101L58 103L55 101L56 104H55V105H52V104H51L53 107L50 106V107H52V108H51L52 110H53L54 106H55L56 109L58 110L59 113H58V112H54L55 108H54V110H53V112H54L56 115H58V120H59L60 117H63V116H64V115H62V116L59 117V115L62 114V113L65 114V112H66L65 110H64L65 112L62 111L61 108L65 109L64 107L66 106V102H67ZM110 101H113V100H110ZM153 101H152V103H153ZM234 101H235V100H234ZM95 102H93V103L96 104ZM103 102H100V103H102L101 105H103V106H100L101 108L104 107V105H105V102H104V104H103ZM113 102H115V101H113ZM142 102H143V101H142ZM144 102H145V101H144ZM144 102H143V104H144ZM149 102H151V100H150ZM149 102H148V103H149ZM51 103H52V101H51ZM115 103H116V102H115ZM117 103H116V105H117ZM135 103H136V100H135ZM181 103H182V101H181ZM188 103H189V102H188ZM188 103H187V105H188ZM37 104H38V103H37ZM109 104H110V102H109V103H108V102L106 103V105H105V107H104L105 110H107V107H108L107 105H109ZM112 104H114V103L111 102V105H112ZM149 104H150V103H149ZM153 104H154V103H153ZM153 104H150V105L147 104V105L150 107L151 105L154 106ZM156 104H157V103H156ZM161 104H162V103H161ZM182 104H183V103H182ZM184 104H185V102H184ZM234 104H235V103H234ZM56 105H57V106H56ZM96 105H98V104H96ZM96 105H93V104H92L91 106H96ZM111 105H109V106H111ZM119 105H117V108H115V109L120 110V111H118V110H116V111H118V112L121 113V111H122V110H121V109H122V106H119ZM163 105H164V104H163ZM172 105H173V104H172ZM32 106H33V105H32ZM43 106H44V104H43ZM73 106H72V107H73ZM123 106H124V105H123ZM136 106H137V105H136ZM141 106H142V105H140V107H141ZM182 106H184V105H182ZM182 106H181V107H182ZM261 106H262V105H261ZM114 107H116V106H114ZM114 107L112 106V107H110V108H113V110H114ZM119 107H121V108L119 109ZM138 107H139V106H138ZM140 107H139V108H140ZM162 107H163V106H162ZM177 107H178V106H177ZM209 107H210V106H209ZM211 107H212V106H211ZM215 107H216V106H215ZM74 108H73V110H74ZM76 108H75V109H76ZM80 108H81L82 110H84L82 106L79 107V110H81ZM86 108H88V107H86ZM86 108H85V109H86ZM91 108H92V107H91ZM98 108H99V106H98ZM104 108H102L101 110L103 111ZM108 108H109V107H108ZM110 108H109V113H110V111L112 110V109L110 110ZM123 108H124V107H123ZM143 108H144V105H143ZM147 108H148V107H147ZM151 108H152V107H151ZM154 108H155V107H154ZM154 108L151 109V112L154 111ZM157 108H158V107H157ZM160 108H161V107H160ZM165 108H166V105H165ZM175 108H176V107H175ZM185 108H186V106H185ZM213 108H214V106H213ZM216 108H217V107H216ZM216 108H215V109H216ZM40 109H41V107H40ZM51 109H49V110L52 112ZM93 109H94V110H93ZM93 109H90L91 114H93L92 111L95 112V111H96L95 109H97V108H96V107H95V108L93 107ZM136 109H137V108H136ZM145 109H146V108H145ZM149 109H150V108H149ZM149 109H148V110H149ZM155 109H156V108H155ZM171 109H172V108H169V110H171ZM173 109H174V108H173ZM179 109H180V108H179ZM187 109H188V108H187ZM207 109H208V107H207ZM57 110H56V111H57ZM77 110H78V109H77ZM82 110H81V111H82ZM86 110H87V109H86ZM86 110H85V111H82L81 113H83V114H84V113L87 114V112H89V110H88L87 112H86ZM91 110H92V111H91ZM97 110H98V109H97ZM99 110H100V109H99ZM99 110H98V111H99ZM101 110H100V111H101ZM105 110L103 111V112H104L103 114H102L100 111H99V112H100L102 115L107 114V113H106L107 111L105 112ZM141 110H142V109H141ZM148 110H147L146 112H148ZM160 110H161V109H160ZM176 110H178V109H176ZM182 110H184V109H182ZM210 110H211V109H210ZM238 110H239V109H238ZM43 111H44V110H43ZM123 111H125V108L123 109ZM138 111H139V110H138ZM142 111H143V110H142ZM163 111H165V110H163ZM166 111H167V110H166ZM180 111H181V110H180ZM180 111L178 110V112H180ZM211 111H212V110H211ZM214 111H215V110H214ZM61 112H62V113H61ZM75 112H76V111H75ZM90 112H89V113H90ZM114 112H115V111H114ZM118 112H117V113H118ZM157 112H159V111H157ZM160 112H161V111H160ZM169 112H170V111H169ZM172 112H173V111H172ZM178 112H177V113H178ZM181 112H182V111H181ZM181 112H180V113H181ZM184 112H185V111H184ZM184 112H183V115H182V114H179V115H180V116L182 115V116L184 117ZM187 112H188V111H187ZM66 113H67V112H66ZM79 113H80V111H78V114H79ZM81 113H80V114H81ZM109 113H108V114H109ZM111 113H112V112H111ZM120 113H119V114H120ZM124 113L127 114L126 112H123V114H124ZM148 113H149V112H148ZM173 113H174V112H173ZM190 113H191V112H190ZM197 113H198V112H197ZM200 113H201V112H200ZM52 114H53V113H50V114L48 115V117H49L50 115H52ZM80 114H79V115H80ZM98 114H99V113L96 114V112H95L94 115H98ZM108 114H107V115H108ZM114 114L117 115L116 113H114ZM123 114H122V115H123ZM150 114H152V113H150ZM165 114H167V113H165ZM169 114H170V113H169ZM175 114H176V113H175ZM175 114H174V115H175ZM185 114H186V112H185ZM188 114H189V113H188ZM191 114H192V113H191ZM191 114H190V115H191ZM209 114H210V113H209ZM53 115H54V114H53ZM79 115H78V119H79L80 116H81V115H80V116H79ZM99 115H100V114H99ZM122 115H121V117L124 116V115H123V116H122ZM127 115H129V114H127ZM140 115H141V114H140ZM142 115L145 116V113H144V114L142 113ZM176 115H177V114H176ZM176 115H175V116H176ZM199 115H201V114H199ZM213 115H214V114H213ZM46 116H47V115H46ZM65 116H66V115H65ZM86 116H87V118H90V117H89L90 115L87 114ZM86 116H84V117H86ZM92 116H93V115H92ZM92 116H91V117H92ZM117 116H118V115H117ZM138 116H139V115H138ZM146 116H147V114H146ZM146 116H145V117H146ZM156 116H159V115H156ZM161 116H162V115H161ZM161 116H160V117H161ZM172 116H173V115H172ZM182 116H181V117H182ZM186 116H187V115H186ZM193 116H194V114H193ZM197 116H198V115H197ZM208 116H209V115H208ZM215 116H216V114H215ZM218 116H219V114L217 115V117H218ZM54 117H55V115H54ZM54 117L52 116L51 119H53ZM81 117H82V116H81ZM84 117H83L82 119H85ZM97 117H98V116H97ZM97 117L95 116L96 119H99V118H97ZM99 117H101V115H100ZM103 117H106V116H103ZM103 117H102V118H103ZM115 117H116V116H115ZM121 117H120V115H119V119H120ZM125 117H126V116H125ZM129 117H130V116H129ZM129 117H128V118H129ZM132 117H135V116H131L130 119H131ZM162 117H163V116H162ZM164 117H165V116H164ZM166 117H167V115H166ZM166 117H165V119H166ZM176 117H178V115H177ZM195 117H196V116H195ZM198 117H199V116H198ZM198 117H197V119H198ZM211 117H213V116H211ZM217 117H214V118H217ZM56 118H57V117H56ZM56 118H55L53 121L57 122V121H56ZM64 118H65V117L60 118V119H63L62 121L64 122V121L67 119V118H65V119H64ZM92 118H93V117H92ZM110 118H111V119H112V118L114 119V117H110ZM128 118H126V119H127V121L129 122L130 120H129ZM135 118H136V117H135ZM147 118H148V117H147ZM149 118H150V117H149ZM154 118H156V117L154 116ZM169 118H170V117H169ZM173 118H174V117H173ZM192 118H193V117H192ZM199 118H200V117H199ZM201 118H202V117H201ZM203 118H204V116H203ZM214 118H213V119H214ZM220 118H221V117H219V119H220ZM51 119H49V120H51ZM72 119H73V118H72ZM76 119H77V117H76ZM76 119H75V120H76ZM82 119H80L81 121L78 120V121H79L78 124L81 123V124L78 125V126L76 125V124H77V123H76L77 121H73L74 119L72 120V121H73V124H74V122H75V123H76L75 125L78 127V129L80 128L81 130L83 129V128H81V127H82L81 125H83V127L85 126V128H86V125H87V124L84 125V124H82V123H83L84 121H85L84 123H88V122H86L87 119H86V120H83V122H82ZM90 119H91V118H90ZM103 119H104V118H103ZM103 119H101V120H103ZM107 119H108V118H107ZM113 119H112V121H116V120H113ZM123 119H124V118H123ZM137 119H138V118H137ZM137 119H136V120H137ZM160 119H162V118H160ZM178 119H179V117H178ZM183 119H184V118H183ZM186 119L188 120L187 117H186ZM190 119H191V118H190ZM195 119H196V118H195ZM24 120H25V119H24ZM47 120H48V119H47ZM92 120H95V119H91V120H89V122L91 121V122L93 123L94 121H92ZM108 120H110V119H108ZM108 120H107V121H108ZM117 120H118V119H117ZM131 120H132V121H130V122H133V123H132L133 125H131V123H128V122L126 121L127 123H125L126 125H123V127H124V126L128 127V125L136 126V124H135L134 121H133L134 119H131ZM144 120H146V118H144ZM144 120H143V121H144ZM201 120H202L201 122H204V123H205V119H201ZM217 120H218V119H217ZM240 120H241V119H240ZM53 121H52V122L49 121V122H50V123H53ZM99 121H100V120H99ZM99 121H97L98 123L96 122V123L98 124V126L101 125V124L103 123V122H102L101 124H99ZM105 121H106V119H105ZM105 121H104L103 124H105ZM110 121H111V120H110ZM110 121H109V122H110ZM121 121H123V120H121ZM137 121H138V120H137ZM139 121H140V120H139ZM180 121H182V120H180ZM188 121H189V120H188ZM212 121H214V120H212ZM63 122H61V120H60V123L58 122V124H57L58 127H59V124H61V123H63ZM66 122H68V121H66ZM70 122H71V121H69L68 124H69ZM91 122H90L89 124H91ZM151 122H152V121H151ZM151 122H150V123H151ZM159 122H160V121H159ZM159 122H157V123L159 124ZM167 122H168V121L166 120V126L169 125V124H167ZM170 122H171V121H170ZM183 122H184V124L186 123V126H187V121H186V122L183 121ZM194 122H196V121H194ZM197 122H198V120H197ZM201 122H199V123H201ZM206 122H207V121H206ZM216 122H217V121H216ZM216 122H214V123H216ZM222 122H223V121H222ZM255 122H256V121H255ZM50 123H48V124H50ZM107 123H108V122H107ZM111 123H113V122H111ZM114 123H115V122H114ZM114 123H113V124H114ZM119 123H120V121H119ZM121 123H122V122H121ZM121 123H120V124H121ZM138 123H139V122H137V124H138ZM171 123H174V121L171 122ZM171 123H170V124H171ZM176 123H178V122H176ZM207 123H208V122H207ZM207 123H206V124H207ZM210 123H211V122H210ZM219 123H220V122H218V124H219ZM224 123H225V122H224ZM224 123H221L220 125H222V124H224ZM109 124H110V123H109ZM127 124H128V125H127ZM139 124H140V123H139ZM139 124H138V125H139ZM141 124H142V122H141ZM143 124H144V123H143ZM158 124H157V126H159V127L162 126V125L160 126V124H159V125H158ZM161 124H163V126L165 127V122H164V123L161 122ZM55 125H56V124H55ZM62 125H63V124H62ZM62 125H61V126H62ZM64 125H65V128L68 127V128H66V129H69V126H68L67 124L64 123ZM64 125L62 126L63 128H64ZM66 125H67V126H66ZM75 125H74V126H75ZM176 125H177V126H175V124H174V125L172 126V127H174V128H173L174 130L176 129L175 127H178V124H176ZM201 125H203V124L201 123ZM207 125H208V124H207ZM225 125H227V124H225ZM52 126H53V124H52ZM52 126L50 125L51 129H52ZM70 126H71V124H70ZM76 126H75V127H76ZM79 126H80V127H79ZM101 126H102V125H101ZM108 126H109V125H108ZM152 126H153V125H152ZM181 126H182V125H181ZM186 126H185V127H186ZM188 126H189V125H188ZM212 126H213V125H211L210 128H212L213 130H216V129L213 128ZM214 126H215V125H214ZM218 126H219V125H218ZM222 126H223V125H222ZM242 126H243V125H242ZM72 127H73V126H72ZM92 127H94V126H91L90 128L92 129ZM106 127H107V126H106ZM106 127H103V128H106ZM109 127H110V126H109ZM137 127H138V126H137ZM140 127L143 128V126H141V125H140ZM148 127H150V126H148ZM170 127H171V125H170ZM185 127H184V128H185ZM53 128H54V127H53ZM112 128H114V127H112ZM128 128H129V127H128ZM132 128H133V127H132ZM142 128H141V129H142ZM152 128H153V127H152ZM152 128H151V129H152ZM168 128H169V127H168ZM168 128H167V129H168ZM179 128H180V127H179ZM182 128H183V127H182ZM186 128H187V127H186ZM186 128H185V129H186ZM198 128H199V127H198ZM222 128H223V127H222ZM35 129H36V128H35ZM57 129H58V128H57ZM57 129H53V130H56V132H57V131H59L60 128H59L58 130H57ZM66 129H65V130H66ZM76 129H77V128H76ZM80 129H79L78 131L81 133L83 130L81 131ZM122 129H123V128H122ZM134 129H135V128H134ZM139 129H140V128H139ZM164 129H165V128H164ZM167 129H166V130H167ZM170 129H171V128H170ZM228 129H229V128H228ZM32 130H33V129H32ZM32 130H31V131H32ZM70 130H72L71 127H70ZM86 130H87V129H86ZM86 130H85V132H87ZM105 130H107V128H106ZM116 130H117V129H116ZM124 130H125V129H124ZM177 130H178V128H177ZM200 130H201V129H200ZM213 130H212V131H213ZM74 131H75V129H74ZM88 131H91V130H88ZM108 131H109V130H108ZM108 131H107V132H108ZM114 131H115V130H114ZM122 131H123V130H122ZM125 131H126V130H125ZM128 131H129V133H130V129H128ZM142 131H143V130H142ZM151 131H153V130H151ZM162 131H163V130H162ZM168 131H169V129L167 130V134H168ZM178 131H179V130H178ZM184 131H186V130H184ZM184 131H183V133H184ZM187 131H189L188 128H187ZM202 131H203V130H202ZM202 131H201V132H202ZM204 131H206V130H204ZM262 131H263V130H262ZM60 132H61V131H60ZM60 132H59V133H60ZM65 132H66V131H65ZM67 132H68V130H67ZM112 132H113V130H112ZM115 132H116V131H115ZM117 132H118V130H117ZM134 132H135V131H134ZM143 132H144V131H143ZM146 132H148V134L145 133V135H147V136H145V138H147V137L149 138V136H148L149 133H150L149 130L146 131ZM171 132H172V131H171ZM174 132H175V131H174ZM189 132H190V131H189ZM213 132H214V131H213ZM220 132L222 133V130H221ZM242 132H243V131H242ZM27 133H28V132H27ZM83 133H84V132H83ZM123 133H124V132H123ZM138 133H139V132H138ZM154 133H155V132H154ZM165 133H166V131H165ZM165 133H164V134H165ZM175 133H176V132H175ZM178 133H179V132H178ZM178 133H177V134H178ZM185 133H186V132H185ZM192 133H193V132H192ZM238 133H239V132H238ZM238 133H237V135L239 136ZM243 133H244V132H243ZM243 133H242V134H243ZM29 134H30V133H29ZM57 134H58V132H57ZM69 134H70V133H69ZM84 134H85V133H84ZM90 134H91V132H90ZM109 134H111V133H109ZM124 134H125V133H124ZM126 134H128V133H126ZM132 134H133V133H132ZM132 134H131V137H132ZM136 134H137V133H135V135H136ZM143 134H144V133H143ZM167 134H165V135H167ZM169 134H170V132H169ZM169 134L166 136L167 138H168ZM187 134L190 135V133H188V132H187ZM197 134H198V133H197ZM197 134H196V135H197ZM200 134H201V133H200ZM205 134H206V133H205ZM208 134H209V133H208ZM208 134H207V136H209ZM210 134H211V132H210ZM224 134H225V133H224ZM27 135H28V134H27ZM64 135H65V134H64ZM85 135L87 136V134H85ZM113 135H114V134H113ZM140 135H141V131H140ZM140 135H139V136L137 135V136L140 138ZM171 135H172V134H171ZM178 135H179V134H178ZM185 135H186V134H185ZM191 135H192V134H191ZM194 135H195V134H194ZM212 135H213V134H212ZM240 135H241V134H240ZM62 136H63V135H62ZM111 136H112V135H111ZM114 136H115V135H114ZM114 136H113V138H114ZM127 136H128V135H127ZM127 136L125 135V137H127ZM129 136H130V135H129ZM174 136H176V135H174ZM180 136H181V135H180ZM180 136H179V137H180ZM210 136H211V135H210ZM222 136H223V135H222ZM225 136H226V135H225ZM243 136H244V135H243ZM87 137H88V136H87ZM87 137H86V138H87ZM116 137H117V136H116ZM133 137H134V136H133ZM156 137H157V136H156ZM179 137H178V138H179ZM201 137H202V136H201ZM231 137H232V135H231ZM233 137H234V136H233ZM57 138H58V137H57ZM71 138H72V137H71ZM71 138H70V139H71ZM78 138L81 139V136L78 137ZM82 138H84V137H82ZM135 138H136V137H135ZM143 138H144V136L142 137V135H141V139H143ZM150 138H151V135H150ZM157 138H158V137H157ZM170 138H171V137H170ZM170 138H169V139H170ZM173 138H174V137H173ZM175 138H176V137H175ZM181 138H182V137H181ZM214 138H215V137H214ZM218 138H220V137H218ZM237 138H238V137H237ZM39 139H40V138H39ZM65 139H66V138H65ZM67 139H68V138H67ZM67 139H66L65 141H67ZM88 139H89V138H88ZM88 139H87V141H88ZM116 139H117V138H115V140H116ZM127 139H128V138H127ZM133 139H134V138H133ZM133 139H132V140H133ZM153 139H154V138H153ZM169 139H168V140H169ZM195 139H196V138H195ZM220 139H221V138H220ZM222 139H223V138H222ZM226 139H227V138H226ZM226 139L224 138L223 140H226ZM62 140H64V139H62ZM81 140H82V139H81ZM90 140H91V138H90ZM136 140H138V138H136ZM136 140H135V142H136ZM144 140H145V139H144ZM155 140H156V139H155ZM170 140L172 141L173 139H170ZM170 140H169V141H170ZM177 140L180 141V139H177V138H176V140H174V141H177ZM214 140H215V139H214ZM214 140H213V142L215 143ZM216 140H217V138H216ZM228 140H229V139H228ZM231 140H233V139H231ZM236 140L239 141V139H236ZM240 140H241V139H240ZM45 141H46V140H45ZM83 141H84V140H83ZM83 141H82L81 143H84ZM118 141H120V140H118ZM121 141H122V139H121ZM128 141H129V140H128ZM139 141H140V140H138V142H139ZM145 141H150V139H149V140L146 139ZM174 141H173V143H174ZM178 141H177V142H178ZM187 141H188V140H187ZM187 141L185 142L186 144H187ZM196 141H197V140H196ZM234 141H235V140H234ZM43 142H44V141H43ZM47 142H49V141H47ZM151 142L154 143V144H152V145H155V143H156V147H157V144H159L158 140L155 141V142H153V141H151ZM177 142H175V143H177ZM190 142H191V141H190ZM221 142H222V141H221ZM221 142H220V143H221ZM230 142H231V141H230ZM44 143H45V142H44ZM44 143H43V144H44ZM62 143H63V142H62ZM69 143L71 144V140H70ZM92 143H93V142H92ZM100 143H101V142H100ZM116 143H117V142H116ZM126 143H127V142H126ZM133 143H134V142H133ZM140 143H141V142H140ZM145 143H146V142H145ZM185 143H184V145H185ZM211 143H212V142H211ZM214 143H212V144H214ZM218 143H219V142H218ZM218 143H215V144H218ZM222 143H223V142H222ZM222 143H221V144H222ZM227 143H228V142H227ZM85 144H86V143H85ZM85 144H84V146H85ZM87 144H88V143H87ZM89 144H91V142H90ZM102 144H103V142H102ZM191 144H192V143H190V145H191ZM193 144H195L194 141H193ZM212 144H211V145H212ZM223 144H224V143H223ZM61 145H62V144H61ZM61 145H60V147H61ZM81 145H83V144H81ZM93 145H94V144H93ZM117 145H118V144H117ZM121 145H125V143H124V144H121ZM127 145H128V144H126V146H124V147L122 146V147H123V148H125V147L127 148ZM129 145H130V144H129ZM129 145H128V147H132L131 145H130V146H129ZM135 145H136V144H135ZM145 145H147V144H145ZM184 145H183L182 147H185ZM188 145H189V143H188ZM50 146H51V145H50ZM148 146L151 147V144L148 145ZM158 146H159V145H158ZM193 146H194V145H193ZM193 146H192V147H193ZM228 146H229V145H228ZM94 147H95V146H94ZM117 147H118V146H117ZM122 147L120 146L119 149H122ZM137 147H138V146H137ZM139 147H140V146H139ZM149 147H147V149H148ZM154 147H155V146H154ZM169 147H170V146H169ZM178 147H179V146H178ZM186 147H187V146H186ZM190 147H191V146H190ZM190 147H189V148H190ZM194 147H195V146H194ZM208 147H209V145H208ZM208 147H207V148H208ZM212 147H213V146H212ZM216 147H218V150H219V146L216 145ZM221 147H222V146H221ZM221 147H220V148H221ZM22 148H23V147H22ZM28 148H29V147H28ZM28 148H27V149H28ZM47 148H48V147H47ZM47 148H46V149H47ZM179 148H180V147H179ZM236 148H237V147H236ZM242 148H243V147H242ZM23 149H24V148H23ZM41 149H42V148H41ZM41 149H40V150H41ZM44 149H45V148H44ZM71 149H72V148H71ZM86 149H87V148H86ZM89 149H91V148H89ZM89 149H88V150H89ZM94 149H96V147L93 148V150H94ZM131 149H133V148H131ZM134 149H135V148H134ZM134 149H133V151H134ZM173 149H174V148H172V150H173ZM192 149H194V148H192ZM215 149H216V148H215ZM224 149H225V148H224ZM224 149H222V150H224ZM34 150H35V149H34ZM47 150H48V149H47ZM50 150H52V149H50ZM61 150H62V149H61ZM63 150H64V149H63ZM63 150H62V151H63ZM122 150H123V149H122ZM148 150H150V149H148ZM175 150H176V149H175ZM204 150H205V149H204ZM206 150H207V149H206ZM211 150H212V149H211ZM17 151H18V150H17ZM28 151H29V150H28ZM28 151H27V152H28ZM35 151H36V150H35ZM42 151H43V150H42ZM64 151H65V150H64ZM75 151H76V150H75ZM90 151L92 152V150H90ZM90 151H87V152H90ZM95 151H97V150H95ZM125 151H126V152H125V155H126V153H127L128 151H130V150L128 149V151H127V150H125ZM131 151H132V150H131ZM131 151H130L129 153H131ZM136 151H137L138 153H136ZM136 151H135V153H134V152H132V153H133L134 155H136V154L138 155V154L140 153L141 150H140V151H139V150H136ZM162 151H164V150H162ZM162 151H161L160 153H164V152H162ZM178 151H179V149H178ZM184 151H185V150H184ZM186 151H187V150H186ZM190 151H192V150L190 149ZM207 151H208V150H207ZM213 151H214V150H213ZM213 151H212V153H213V155H214L215 152H213ZM24 152H25V151H24ZM37 152H38V151H37ZM55 152H56V151H55ZM60 152H61V151H60ZM73 152H74V151H73ZM83 152H84V151H83ZM98 152H99V151H97V153H98ZM171 152L174 153L173 151H171ZM182 152H183V151H182ZM188 152H189V151H188ZM221 152H224V151H221ZM230 152H231V150H230ZM233 152H234V151H233ZM77 153H78V155H79V152H77ZM77 153H76V154H77ZM95 153H96V152H95ZM122 153L124 154V151H123V152L121 151V154H122ZM129 153H128V154H129ZM132 153H131V156L133 155ZM149 153H150V152H149ZM160 153H159V154H160ZM175 153H176V152H175ZM205 153H206V151H205ZM208 153H210V152L208 151ZM216 153H218V152H216ZM231 153H232V152H231ZM240 153H242V152L240 151ZM37 154H38V153H37ZM39 154H40V153H39ZM55 154H56V156H57V153H55ZM58 154H59V152H58ZM74 154H75V153H74ZM81 154H83V153L81 152ZM84 154H86V153H84ZM121 154H120V155H121ZM140 154H141V153H140ZM140 154H139V155H140ZM155 154H156V153H155ZM155 154H154V155H155ZM157 154H158V153H157ZM169 154H170V153H169ZM206 154H207V153H206ZM210 154H211V153H210ZM210 154H209V155H210ZM226 154H227V153H226ZM47 155H49V154H47ZM47 155H46V156H47ZM88 155H89V154H88ZM93 155H94V152H93ZM134 155H133V156H134ZM141 155H142V154H141ZM141 155H140V157L143 159V157H144L143 155H144V154L142 155L143 157H142ZM145 155H146V154H145ZM150 155H151V153H150ZM172 155H173V154H172ZM178 155H183V154H178ZM178 155H176V156H178ZM185 155H187V153H186ZM185 155H184V156H185ZM190 155H191V154H190ZM213 155H212V156H213ZM222 155H223V154H222ZM228 155H229V154H228ZM234 155H235V154H234ZM236 155H237V154H236ZM241 155H242V154H241ZM82 156H83V155H82ZM85 156H86V155H85ZM126 156H127V155H126ZM133 156H132V157H133ZM146 156H147V155H146ZM146 156H145L144 160L146 159ZM151 156H153V154H152ZM160 156H161V155H160ZM184 156H182V157L184 158ZM188 156H189V155H188ZM214 156H216V155H214ZM214 156H213V157H214ZM218 156H219V155H218ZM218 156H217V157H218ZM47 157H48V156H47ZM54 157H55V155H54ZM61 157H62V156H61ZM83 157H84V156H83ZM88 157H89V156H88ZM94 157H95V156H94ZM94 157H93V158H94ZM129 157H130V155H129ZM129 157H127V158H128V160L131 158V161H132V159L134 158V157H133V158H132V157L129 158ZM135 157H137V156H135ZM148 157H149V156H148ZM170 157H172V156H170ZM170 157H169V158H170ZM174 157H175V156H174ZM178 157H179V156H178ZM190 157H191V156H190ZM52 158H53V157H52ZM55 158H57V157H55ZM62 158H64V157H62ZM98 158H99V157H98ZM138 158H139V157H137V158H135V159L137 160ZM149 158H150V157H149ZM149 158H148V159H149ZM157 158H158V157H157ZM163 158H164V156L162 157V159H163ZM166 158H167V157H166ZM176 158H177V157H176ZM180 158H181V157H180ZM186 158H187V157H186ZM192 158H193V156L191 157V159H192ZM197 158H198V157H197ZM214 158H215V157H214ZM242 158H243V157H242ZM59 159H60V158H59ZM64 159H65V158H64ZM86 159H87V158H86ZM94 159H96V158H94ZM94 159H93V160H94ZM114 159H115V158H114ZM152 159H153V158H152ZM154 159H155V158H154ZM158 159H159V158H158ZM173 159H174V158H173ZM191 159H190V161H191ZM193 159H194V158H193ZM211 159H213V158H211ZM71 160H73V159H71ZM98 160H99V159H98ZM150 160H151V159H150ZM163 160H164V159H163ZM178 160H180V159H178ZM178 160H177V161H178ZM181 160H182V159H181ZM40 161H41V160H40ZM87 161H88V160H87ZM94 161H95V160H94ZM96 161H97V160H96ZM96 161H95V162H96ZM137 161H138V160H137ZM141 161H142V160H141ZM141 161H140V163H141ZM153 161H154V160H153ZM156 161H157V160H156ZM170 161H171V160H170ZM177 161H176V162H177ZM193 161H194V160H193ZM90 162H91V160H90ZM90 162H89V163H90ZM97 162H98V161H97ZM128 162H130V161H128ZM128 162H127V163H128ZM132 162H133V161H132ZM134 162H136V161H134ZM143 162H144V161H143ZM160 162H161V161H160ZM163 162H164V161H163ZM184 162H185V161H184ZM184 162H183V163H184ZM188 162H189V160H188ZM204 162H205V161H204ZM166 163H167V162H166ZM180 163H181V161H180ZM183 163H182V164H183ZM190 163H191V164H189V163H187V164H189V165L192 166V161H191ZM193 163H197V162H193ZM205 163H206V162H205ZM205 163H204V164H205ZM91 164H93V161H92ZM91 164H90V165H91ZM95 164H97V163H95ZM95 164H94V166H95ZM149 164H150V162H149ZM160 164H162V163H160ZM160 164H159V165H160ZM167 164H169V163H167ZM178 164H179V163H178ZM88 165H89V164H88ZM88 165H87V166H88ZM90 165H89V166H90ZM99 165H100V164H99ZM136 165H137V163H136ZM139 165L141 166V164H139ZM142 165H143V164H142ZM176 165H177V164H176ZM184 165H185V163H184ZM184 165H183V166H184ZM119 166H122V164L120 163ZM119 166H118V168H119ZM132 166H134V164H133ZM140 166H139V167H140ZM164 166H165V165H164V163H163V167H164ZM171 166H173V165H171ZM174 166H175V165H174ZM179 166H180V165H179ZM185 166H187V165H185ZM191 166H190V167H191ZM194 166H195V165H194ZM134 167H135V166H134ZM136 167H137V166H136ZM143 167H144V166H143ZM143 167H142V168H143ZM146 167H147V166H146ZM146 167H144V168H146ZM151 167H152V165H151L150 167L148 166L147 168H151ZM163 167H161V168H163ZM167 167H169V166H167ZM190 167H189V168H190ZM192 167H193V166H192ZM237 167H238V166H237ZM90 168H91V167H90ZM95 168H96V167H95ZM99 168H101V167H99ZM137 168H138V167H137ZM174 168H175V167H174ZM179 168H180V167H179ZM185 168H187V167H184V169H185ZM200 168H201V167H200ZM103 169H104V168H103ZM108 169H109V168H108ZM110 169H111V168H110ZM110 169H109V170H110ZM129 169H131V168H129ZM133 169H134V168H133ZM170 169H171V168H170ZM172 169H173V168H172ZM182 169H183V168H182V165H181V170H182ZM231 169H232V168H231ZM114 170H115V169H114ZM137 170H138V169H137ZM137 170L135 169V171H137ZM141 170H142V169H141ZM146 170H148V169H146ZM167 170H168V169H167ZM174 170H175V169H174ZM174 170H172V171H174ZM177 170H178V169H177ZM177 170H176V171H177ZM188 170H189V169H188ZM190 170H192V169L190 168ZM193 170H194V169H193ZM195 170H196V169H195ZM198 170H199V169H198ZM89 171H90V170H89ZM98 171H99V170H98ZM139 171H140V168H139ZM143 171H144V170H143ZM149 171H150V170H149ZM149 171H148V172H149ZM160 171H161V170H160ZM160 171H159V172H160ZM164 171H165V170H164ZM172 171L169 170V172H172ZM184 171L186 172V170H184ZM196 171H197V170H196ZM228 171L233 172V171H231V170H228ZM235 171H236V170H235ZM84 172H85V171H84ZM87 172H88V171H87ZM159 172H158V175H159ZM166 172H167V171H165V173H166ZM169 172H167V174H168ZM174 172H175V171H174ZM188 172H189V171H188ZM192 172H194V171H192ZM88 173H89V172H88ZM99 173H100V171H99ZM144 173H145V172H144ZM180 173H181V172H180ZM182 173H183V172H182ZM189 173H190V172H189ZM200 173H202V171H201ZM205 173H206V172H205ZM207 173H208V172H207ZM207 173H206V174H207ZM93 174H95V173H93ZM100 174H101V173H100ZM139 174H140V173H138V176H139ZM145 174H148V173L146 172ZM145 174H144V176H145ZM163 174H164V173H163ZM191 174H192V173H191ZM193 174H194V173H193ZM193 174H192V175H193ZM98 175H99V174H98ZM113 175H114V174H113ZM134 175H135V173H134ZM165 175H166V174H165ZM176 175H177V174H176ZM180 175H181V174H179L178 176H180ZM189 175H190V174H188L187 177H188ZM94 176H95V175H94ZM96 176H97V173H96ZM96 176H95V177H96ZM100 176H101V175H100ZM136 176H137V175H136ZM136 176H135V177H136ZM140 176H141V175H140ZM163 176H164V175H163ZM163 176H162V177H163ZM173 176H174V175H173ZM181 176H183V175H181ZM181 176H180V177H181ZM206 176H207V175H206ZM84 177H85V176H84ZM87 177H88V176H87ZM90 177H91V176H90ZM97 177L99 178V176H97ZM164 177H165V176H164ZM180 177H177V178L179 179ZM82 178H83V177H82ZM182 178H183V177H182ZM189 178H190V177H189ZM189 178H188V179H189ZM253 178H254V176H253ZM253 178H251V180H252ZM85 179H86V178H85ZM78 180H80V179H78ZM89 180L92 181V178L89 179ZM186 180H187V179H186ZM81 181H82V179H81ZM83 181H84V180H83ZM87 181H88V180H87ZM91 181H90V182H91ZM93 181H94V180H93ZM93 181H92V182H93ZM124 181H125V180H124ZM131 181H132V180H131ZM181 181H182V180H181ZM184 181H185V180H184ZM192 181H193V180H192ZM125 182H130V181H127V180H126ZM185 182H186V181H185ZM78 183H79V182H78ZM88 183H89V182H88ZM93 183L95 184V182H93ZM93 183H92V184H93ZM82 184H83V182H82ZM188 184H189V183H188ZM190 185H193V184H190ZM194 185H195V184H194ZM86 186H87V185H86ZM183 186H184V185L182 184V187H183ZM199 186H200L199 189H201V185H199ZM89 187H90V186H89ZM184 187H187V186H184ZM191 187H192V186H191ZM195 187H197V186H195ZM211 187H212V186H211ZM79 188H80V187H79ZM187 188H188V187H187ZM206 188L209 189V187H206ZM206 188H205V189H206ZM84 189H85V188H84ZM181 189H182V188H181ZM190 189H191V188H190ZM195 189H196V188H195ZM208 189H207V190H208ZM77 190H78V189H77ZM192 190H193V189H192ZM81 191H82V190H81ZM180 191H181V190H180ZM182 191H183V189H182ZM184 191H185V189H184ZM195 191H197V189H196ZM211 191L213 192V189H212ZM211 191H210V192H211ZM190 192H191V191H190ZM198 192H200V191H198ZM208 192H209V190H208ZM79 193H80V192H79ZM185 193H186V191H185ZM185 193H184V194H185ZM193 193H195V192L193 191ZM200 193H201V192H200ZM203 193H205V191H203ZM81 194H82V193H81ZM201 194H202V193H201ZM67 195H68V194H67ZM191 195H192V194H191ZM209 195H210V194H209ZM75 196H76V195H75ZM202 196H203V195H202ZM206 198H208V196H206ZM224 198H225V196H224ZM228 198L230 199V202H231V199L234 198V196H233L232 198H230V197L228 196ZM235 198H236V196H235ZM202 199H203V198H202ZM219 199H220V198H219ZM229 199H228V200H229ZM78 200H79V199H78ZM84 200H85V199H84ZM232 200H233V199H232ZM206 202H207V201H206ZM207 203H209V202H207ZM228 203H229V202H228ZM201 204H202V203H201ZM202 205H203V204H202ZM211 205H212V204H211ZM211 205H209V206H211ZM64 206H65V205H64ZM209 206H208V207H209ZM203 208H204V207H203ZM76 209H77V208H76ZM207 209H208V208H207ZM78 210H79V209H78ZM83 211H84V210H83ZM228 211H229V209H228ZM59 213H60V212H59ZM73 213H75V212H73ZM85 213H86V212H85ZM64 214H65V212H64ZM229 214H230V212H229ZM221 215H222V214H221ZM223 215H224V214H223ZM223 215H222V216H223ZM233 215H234V212H233ZM262 215H263V214H262ZM222 216H220V217H222ZM225 216H226V215H225ZM227 216H229V215H227ZM231 216H232V214H231ZM84 217H85V216H84ZM215 217H216V216H215ZM215 217H214V218H215ZM237 217H239V216H237ZM237 217H236V218H237ZM240 217H241V216H240ZM243 217H245V216H243ZM74 218H75V217H74ZM216 218H217V217H216ZM218 219H219V218H218ZM223 219H224V218H221V220H223ZM238 219H239V218H238ZM238 219H236V220L239 221ZM263 219H264V218H263ZM83 220H84V219H83ZM224 220H226V218H225ZM216 221H217V220H216ZM218 221H219V220H218ZM261 221H263V220H261ZM72 222H73V221H72ZM225 222H226V221H225ZM225 222H224V223H225ZM64 223H65V222H64ZM220 223H221V222H220ZM6 224H7V223H6ZM259 224H260V223H259ZM262 224H264V223H262ZM9 225H10V224H9ZM64 226H65V224H64ZM4 228H6V227H4ZM9 228H10V227H9ZM6 230H7V229H6ZM6 230H5V231H6Z\"/></svg>", "mask_w": 264, "mask_h": 264}]
</instances>
